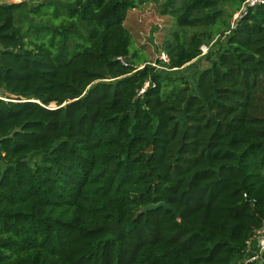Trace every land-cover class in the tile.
Returning <instances> with one entry per match:
<instances>
[{
  "label": "trees",
  "instance_id": "1",
  "mask_svg": "<svg viewBox=\"0 0 264 264\" xmlns=\"http://www.w3.org/2000/svg\"><path fill=\"white\" fill-rule=\"evenodd\" d=\"M142 1L0 3V264H234L261 227L264 6L167 0L149 63Z\"/></svg>",
  "mask_w": 264,
  "mask_h": 264
},
{
  "label": "rangeland",
  "instance_id": "2",
  "mask_svg": "<svg viewBox=\"0 0 264 264\" xmlns=\"http://www.w3.org/2000/svg\"><path fill=\"white\" fill-rule=\"evenodd\" d=\"M21 0H0V3H18ZM138 1V0H137ZM167 0H146L138 3V7L127 13L125 27L131 34L133 45L141 51L149 63H155L162 54L160 45L169 34L173 24L169 16L161 15L163 5ZM180 0H176L178 5ZM209 66L202 58L198 62L188 64L182 71H177L173 76H185L190 81L194 80L200 70ZM53 106V105H51Z\"/></svg>",
  "mask_w": 264,
  "mask_h": 264
},
{
  "label": "built area",
  "instance_id": "3",
  "mask_svg": "<svg viewBox=\"0 0 264 264\" xmlns=\"http://www.w3.org/2000/svg\"><path fill=\"white\" fill-rule=\"evenodd\" d=\"M264 6V0H244L242 2V5L232 18V24L234 21L238 20L242 16H244L249 9H253L256 7ZM208 51V47L203 45L201 47V55H205ZM122 63H124L125 60L118 58ZM160 61L166 62V56L164 53L161 54V57L159 59ZM146 88V85L144 88L140 91L142 93L144 89ZM255 249V253L252 255L248 252L251 251V249ZM245 255V256H244ZM244 263L243 264H254L259 263L260 261L264 260V221L261 225V227L257 230V232L251 236L246 242H245V252H244Z\"/></svg>",
  "mask_w": 264,
  "mask_h": 264
},
{
  "label": "water",
  "instance_id": "4",
  "mask_svg": "<svg viewBox=\"0 0 264 264\" xmlns=\"http://www.w3.org/2000/svg\"><path fill=\"white\" fill-rule=\"evenodd\" d=\"M125 62L127 63H131L130 59L128 57H126L125 59ZM160 207H163L169 211H171L177 218L179 217V214L177 213V211L171 207L169 204H166V203H158V204H155V205H149V206H146L144 208H142V212H145V211H148V210H154V209H157V208H160Z\"/></svg>",
  "mask_w": 264,
  "mask_h": 264
},
{
  "label": "crops",
  "instance_id": "5",
  "mask_svg": "<svg viewBox=\"0 0 264 264\" xmlns=\"http://www.w3.org/2000/svg\"><path fill=\"white\" fill-rule=\"evenodd\" d=\"M249 254H253V253H255V249L254 248H252L251 249V251H249L248 252ZM245 256V255H244ZM244 257H242V258H240V259H237L235 262H234V264H243L244 263ZM254 264H264V260L263 261H260L259 263H254Z\"/></svg>",
  "mask_w": 264,
  "mask_h": 264
}]
</instances>
